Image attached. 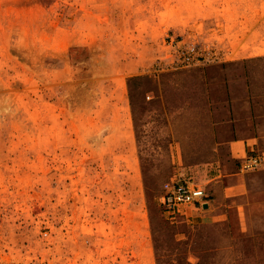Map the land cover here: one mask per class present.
I'll return each mask as SVG.
<instances>
[{
	"label": "rangeland",
	"instance_id": "obj_1",
	"mask_svg": "<svg viewBox=\"0 0 264 264\" xmlns=\"http://www.w3.org/2000/svg\"><path fill=\"white\" fill-rule=\"evenodd\" d=\"M261 24L264 0H0V264H264L234 144L264 153ZM172 178L207 207L169 215Z\"/></svg>",
	"mask_w": 264,
	"mask_h": 264
},
{
	"label": "built area",
	"instance_id": "obj_2",
	"mask_svg": "<svg viewBox=\"0 0 264 264\" xmlns=\"http://www.w3.org/2000/svg\"><path fill=\"white\" fill-rule=\"evenodd\" d=\"M180 68L198 67L208 63L204 52L196 46H190L179 54ZM264 168V153L250 154L243 158L240 169L249 172ZM208 195L205 190L191 180L172 178L164 184L162 194L159 197L160 204L169 215L174 216L183 213V209H204Z\"/></svg>",
	"mask_w": 264,
	"mask_h": 264
},
{
	"label": "crops",
	"instance_id": "obj_3",
	"mask_svg": "<svg viewBox=\"0 0 264 264\" xmlns=\"http://www.w3.org/2000/svg\"><path fill=\"white\" fill-rule=\"evenodd\" d=\"M263 29H264L263 24H261L257 28V30L260 31L261 33H263ZM234 144H237L236 146H238V150L236 151L237 156L235 157L239 159L241 162L243 158H245L246 156L256 153L255 148H254L255 144L251 145L249 141L244 142L242 146L239 145L238 142H235ZM232 149H233V152H235L234 148ZM241 179H242L241 177H235L234 180H232L230 186L225 188V193L227 197H234L238 195H243L245 193L246 191L245 184Z\"/></svg>",
	"mask_w": 264,
	"mask_h": 264
},
{
	"label": "trees",
	"instance_id": "obj_4",
	"mask_svg": "<svg viewBox=\"0 0 264 264\" xmlns=\"http://www.w3.org/2000/svg\"><path fill=\"white\" fill-rule=\"evenodd\" d=\"M242 242L243 244L247 246L261 245V244H264V238L263 237L256 238V239L245 238L244 240H242Z\"/></svg>",
	"mask_w": 264,
	"mask_h": 264
},
{
	"label": "water",
	"instance_id": "obj_5",
	"mask_svg": "<svg viewBox=\"0 0 264 264\" xmlns=\"http://www.w3.org/2000/svg\"><path fill=\"white\" fill-rule=\"evenodd\" d=\"M205 207H207V206H205Z\"/></svg>",
	"mask_w": 264,
	"mask_h": 264
}]
</instances>
